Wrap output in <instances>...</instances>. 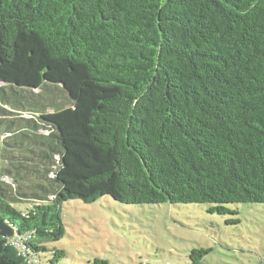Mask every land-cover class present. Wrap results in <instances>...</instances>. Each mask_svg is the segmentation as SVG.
Returning a JSON list of instances; mask_svg holds the SVG:
<instances>
[{
  "label": "trees",
  "instance_id": "trees-1",
  "mask_svg": "<svg viewBox=\"0 0 264 264\" xmlns=\"http://www.w3.org/2000/svg\"><path fill=\"white\" fill-rule=\"evenodd\" d=\"M23 50L66 89L0 86V264L40 259L71 200L264 204V0H0L1 74Z\"/></svg>",
  "mask_w": 264,
  "mask_h": 264
},
{
  "label": "rangeland",
  "instance_id": "rangeland-1",
  "mask_svg": "<svg viewBox=\"0 0 264 264\" xmlns=\"http://www.w3.org/2000/svg\"><path fill=\"white\" fill-rule=\"evenodd\" d=\"M27 50L14 70L0 73V86L38 91L44 70L31 72ZM39 65V64H37ZM20 207V206H19ZM208 204L125 205L106 196L95 203L71 200L62 206L65 236L47 245L33 264H264V204L231 205L236 212L210 214ZM208 251L191 259L195 251Z\"/></svg>",
  "mask_w": 264,
  "mask_h": 264
},
{
  "label": "water",
  "instance_id": "water-1",
  "mask_svg": "<svg viewBox=\"0 0 264 264\" xmlns=\"http://www.w3.org/2000/svg\"><path fill=\"white\" fill-rule=\"evenodd\" d=\"M15 235V230L6 221L0 219V236L11 238Z\"/></svg>",
  "mask_w": 264,
  "mask_h": 264
}]
</instances>
